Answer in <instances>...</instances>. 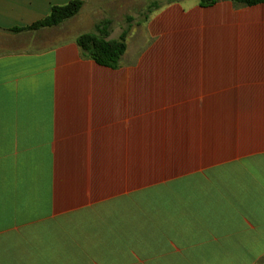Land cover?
<instances>
[{"label": "crops", "instance_id": "obj_1", "mask_svg": "<svg viewBox=\"0 0 264 264\" xmlns=\"http://www.w3.org/2000/svg\"><path fill=\"white\" fill-rule=\"evenodd\" d=\"M69 1L0 0V264H264V2Z\"/></svg>", "mask_w": 264, "mask_h": 264}, {"label": "trees", "instance_id": "obj_2", "mask_svg": "<svg viewBox=\"0 0 264 264\" xmlns=\"http://www.w3.org/2000/svg\"><path fill=\"white\" fill-rule=\"evenodd\" d=\"M242 5H255L263 3L264 0H231ZM215 0H199L201 5L214 3ZM83 0H70L63 5L52 6L48 15L32 24L13 28L12 31L34 30L41 27H52L60 24L66 19L73 17L79 9ZM108 20H101L95 25L93 32H84L77 36L76 43L83 56L93 59L98 64L117 68L120 58L126 49L125 38L127 30H123L117 39H107Z\"/></svg>", "mask_w": 264, "mask_h": 264}, {"label": "rangeland", "instance_id": "obj_3", "mask_svg": "<svg viewBox=\"0 0 264 264\" xmlns=\"http://www.w3.org/2000/svg\"><path fill=\"white\" fill-rule=\"evenodd\" d=\"M172 0H112L109 4L107 3V7L105 8L108 11V14L113 21L114 25H118L119 27H122L125 23L122 20V16L124 15H133V14H139L142 16L148 15L151 13V11L155 10L156 7H159L161 5H165L169 3ZM103 11H105L104 8H102ZM96 16L100 17L104 13L101 11H95ZM74 18H79V15H75ZM81 16V15H80ZM68 20V19H67ZM73 20V19H69ZM71 22V21H70ZM85 25L80 24V30H90L92 31L93 28H91L90 23H85ZM82 27V28H81ZM71 30V29H70ZM75 33L74 28L68 33L69 35H73Z\"/></svg>", "mask_w": 264, "mask_h": 264}]
</instances>
